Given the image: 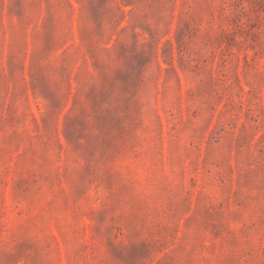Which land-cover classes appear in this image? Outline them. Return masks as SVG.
<instances>
[{
  "label": "rangeland",
  "instance_id": "1",
  "mask_svg": "<svg viewBox=\"0 0 264 264\" xmlns=\"http://www.w3.org/2000/svg\"><path fill=\"white\" fill-rule=\"evenodd\" d=\"M0 264H264V0H0Z\"/></svg>",
  "mask_w": 264,
  "mask_h": 264
}]
</instances>
